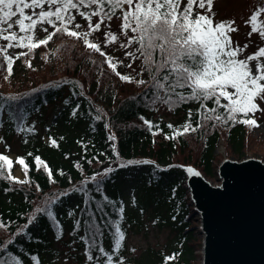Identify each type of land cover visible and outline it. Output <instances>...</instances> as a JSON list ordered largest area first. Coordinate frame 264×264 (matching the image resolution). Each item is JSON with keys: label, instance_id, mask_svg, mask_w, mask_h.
I'll return each instance as SVG.
<instances>
[{"label": "trees", "instance_id": "16d2710c", "mask_svg": "<svg viewBox=\"0 0 264 264\" xmlns=\"http://www.w3.org/2000/svg\"><path fill=\"white\" fill-rule=\"evenodd\" d=\"M186 2L183 0L181 9ZM72 14L75 22L82 25L77 31H87L83 27L87 21L75 10ZM121 15L118 11L111 21L101 25L100 32L89 37L115 58L114 62H122L117 64L116 72L82 39L61 32L49 41L52 57L59 64L57 69L37 72L31 66L28 73L34 80L29 87L19 91L0 89V154L2 146L9 145L16 133L17 157L24 158L28 167L25 175L20 165V180L27 183L4 178L7 165L4 175H0V224L5 225L0 227V264H36L33 257L39 264H54L58 253V248L52 246L54 241L67 246L65 256L78 259L79 264H106L108 255L112 264H191L194 236L188 225L194 208L183 167L193 165L210 178L222 159L215 153L220 139L237 157L245 154L246 145L254 139V127L206 119L215 114L205 112L199 101L172 95L165 102L164 92L152 87L155 64L144 70L143 57L133 60L125 56V51L135 52L136 44L120 48L121 42H127L121 34ZM93 19L95 23L99 18ZM105 31L115 33L118 42L105 45ZM0 44L7 42L0 40ZM46 47L40 45L32 52L41 53ZM237 58L244 57L241 53ZM0 65L4 77L7 64L2 58ZM117 72L146 83L125 82ZM177 91L185 95L190 92L187 88ZM204 103L208 109L217 107L212 101ZM221 103L227 101L222 99ZM48 105L53 109L51 119L43 115ZM160 109L173 117H163ZM217 111L226 115L223 108ZM258 112L249 113L248 118L259 123ZM145 120L154 127L149 129ZM185 123L195 131L184 132ZM169 124L173 127L169 128ZM177 132L183 134L176 135ZM172 136L175 138H166ZM36 157L43 163L37 165ZM122 164L127 166L120 167ZM109 168L112 171L105 174ZM97 173L102 175L93 181L91 177ZM34 215L35 222L29 224ZM147 223L167 228L172 234L169 243L159 249L148 246L137 255H129V234ZM117 227L124 238L118 251H114ZM90 244L95 246L89 248ZM100 248L108 255L102 254ZM86 249L94 257L91 262L86 259ZM170 251L179 256L167 261Z\"/></svg>", "mask_w": 264, "mask_h": 264}, {"label": "snow or ice", "instance_id": "6c2138e0", "mask_svg": "<svg viewBox=\"0 0 264 264\" xmlns=\"http://www.w3.org/2000/svg\"><path fill=\"white\" fill-rule=\"evenodd\" d=\"M182 3L183 0H0V40L7 41V44H0V58L7 64V75L4 79L7 80L12 75L15 59L27 56L40 45L46 46L57 33L61 32L70 37L82 39L89 49L104 56L105 62L109 64L113 72H116L117 64L122 62L118 60L114 62L115 58L108 56L101 50L100 44L90 41L89 37L93 33L100 32L101 25L105 24V21H111L119 11L122 13L118 17L122 20L121 34L127 41L126 43L121 42L120 48L128 49L136 44L138 47L135 52L125 51V56L132 57L133 60L143 57L144 70H149L155 64L156 71L151 76L152 87L164 92L165 102L170 101L172 95L178 96L180 100H196L201 103L205 112L215 114L206 116V119L259 127L256 120L248 118V115L262 111L258 101L264 102V62L261 61L264 57V47L246 58L238 59L237 57L248 45L245 44L244 48L238 45L233 47L228 33L237 31L232 26L234 21H221L213 24L214 0H187L181 9ZM125 5H127L126 10ZM82 9H87V11ZM197 9L206 11L201 13ZM26 10L31 11L29 13ZM73 10L87 21V31H77L82 28V25L75 22L76 16L72 14ZM262 12L264 8L256 11L246 23L251 24L249 35L259 32L261 38L264 39V21L258 19ZM93 17H98V21L93 23ZM109 26L106 25V27ZM38 27L40 31L48 33L44 39H37ZM49 28L53 31L50 32ZM13 29H18V31ZM129 32L132 35H129ZM103 35L105 45L115 44L119 40V37L111 31H105ZM11 48H26L28 52H21L13 58L8 54V49ZM136 53H139V56ZM157 53L159 60H156ZM253 61H255L254 66L251 65ZM26 63L28 67H31L30 61ZM128 67H131V64ZM161 72L164 74L160 75ZM116 74L120 76L118 72ZM120 79L128 83H146L143 79L135 81L126 75L120 76ZM185 88L190 90L188 95L177 91ZM11 99H16V97H11ZM157 99H162V97L157 96ZM222 99L227 103L222 104ZM206 101H212L217 107L208 109L204 103ZM217 108H223L226 115L218 113ZM238 115H242L243 118L238 119ZM190 117L191 112H189ZM144 123L149 129L154 127L150 121L145 120ZM168 127L173 126L169 124ZM183 128L184 132L189 129L195 131L190 123H185ZM182 134L176 133V135ZM166 138L174 139L175 136ZM109 139L114 140L115 137L110 136ZM52 143L55 145L54 140ZM35 160L37 165L43 163L39 157ZM0 162H2L0 163V175H4L5 165H7L8 173L4 178L17 183H27L11 174L13 162L10 157L0 154ZM17 162L23 166L24 174L27 175L28 167L25 159L17 158ZM128 163L138 162L129 161ZM144 163H149V161H144ZM126 166L120 165V167ZM111 171L112 169L109 168L105 174ZM188 171L193 170L189 168ZM99 175L102 174H94L91 179L95 181ZM120 211L122 212L123 209L121 208ZM46 214L51 215L50 212ZM35 220L34 215L28 223L32 224ZM4 226L0 224V227ZM117 233L118 239L114 251H118L124 238L119 227H117ZM94 246L90 244L89 248ZM99 251L108 255L103 248ZM85 256L89 262L94 260L93 255L87 249ZM33 260L39 264L38 258L33 257ZM106 264H112L111 255H108Z\"/></svg>", "mask_w": 264, "mask_h": 264}, {"label": "water", "instance_id": "95a60500", "mask_svg": "<svg viewBox=\"0 0 264 264\" xmlns=\"http://www.w3.org/2000/svg\"><path fill=\"white\" fill-rule=\"evenodd\" d=\"M183 170L201 219L200 264H264V161L224 158L218 184L193 165Z\"/></svg>", "mask_w": 264, "mask_h": 264}, {"label": "rangeland", "instance_id": "374dc122", "mask_svg": "<svg viewBox=\"0 0 264 264\" xmlns=\"http://www.w3.org/2000/svg\"><path fill=\"white\" fill-rule=\"evenodd\" d=\"M264 8V0H214L212 12L215 13L213 17V24L219 23L221 21H234L235 23L232 25L237 29L236 32H230L228 35L231 37L233 42V47L235 48L237 45L240 48H244V45L247 44L248 47L242 52V56L246 58L248 55L254 54L258 51L259 48L264 47V39L261 38L259 32H254L251 35V24L246 23L249 21V18L259 9ZM30 13L31 10H26ZM39 11V10H37ZM202 13L206 10H200ZM211 15V13H208ZM261 21H264V12L261 13L258 18ZM94 21V19H93ZM87 29V24L83 26ZM17 30L18 29H13ZM48 33L39 30L37 28L36 37L37 39H43ZM23 35V33H20ZM7 42V41H2ZM46 49L40 52H31L23 59H15V63L13 64L12 75L5 80L4 77L7 75V71L3 74L4 77L0 74V89L4 91L16 90L19 91L26 87L30 86V83L34 80L33 76L28 73V69L30 67L27 66L26 61L31 62V66L37 70V72H48L53 69H57L59 64L52 57V42H48L46 45ZM21 52H27L26 48H11L8 49V54L15 58ZM261 61L264 62V57L261 58ZM251 65H255V61L251 62ZM231 91V89H230ZM259 105L262 111H259L256 115L257 118L260 119L259 127H254V139L248 143L244 149L245 154L241 157H237L235 153L230 152V147L226 141L220 139L218 144L215 147V153L220 155L222 159L234 157L236 159H242L247 157H257L264 161V102H259ZM160 114L163 117L171 118L173 117L169 111L165 109H160ZM53 114V109L48 105L46 109H44L43 115L47 118L51 119ZM16 133L12 134L9 145L2 146V154L10 157L12 159V169L11 174L13 176L19 177L20 179L23 177V172L21 171V166L17 162V149L19 146V139L16 136ZM3 140H1L0 133V146ZM229 148V149H228ZM221 159V160H222ZM220 160V162H221ZM217 165L215 168V175L208 178L213 184L219 183L218 174H216L217 168L220 165ZM184 176L186 174L184 173ZM200 214L195 209L191 212L189 228L192 231L194 236L193 239V252H194V260L191 264H200L202 251H201V239L202 233L199 230V225L201 219L199 218ZM171 232L168 231L167 228L161 226H154L150 223H147L146 226L137 230L136 232H131L127 238L128 251L129 255L134 256L142 252L144 249L148 248V246L153 249H159L165 244H168L169 239L171 238ZM53 247L58 248V253L56 254L54 264H79V260L74 257L65 256L68 251L67 246H63L58 242L54 241L52 243Z\"/></svg>", "mask_w": 264, "mask_h": 264}, {"label": "bare ground", "instance_id": "6f19581e", "mask_svg": "<svg viewBox=\"0 0 264 264\" xmlns=\"http://www.w3.org/2000/svg\"><path fill=\"white\" fill-rule=\"evenodd\" d=\"M189 171L187 170V173H188ZM215 184V183H214Z\"/></svg>", "mask_w": 264, "mask_h": 264}]
</instances>
